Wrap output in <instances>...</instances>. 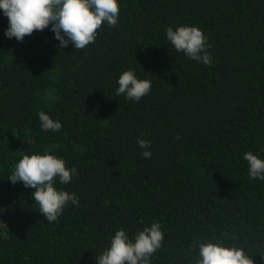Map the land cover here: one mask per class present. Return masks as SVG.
Masks as SVG:
<instances>
[{
    "label": "trees",
    "instance_id": "1",
    "mask_svg": "<svg viewBox=\"0 0 264 264\" xmlns=\"http://www.w3.org/2000/svg\"><path fill=\"white\" fill-rule=\"evenodd\" d=\"M198 26L204 65L177 53L165 27ZM0 11V264H95L114 231L152 221L164 239L152 264H189L194 240L227 233L264 264V0H120L115 27L85 49H58L45 28L4 36ZM132 68L152 80L139 102L115 95ZM58 119L45 132L37 113ZM151 141V158L136 140ZM48 151L78 174L79 197L48 223L31 188L7 178L23 154Z\"/></svg>",
    "mask_w": 264,
    "mask_h": 264
},
{
    "label": "clouds",
    "instance_id": "2",
    "mask_svg": "<svg viewBox=\"0 0 264 264\" xmlns=\"http://www.w3.org/2000/svg\"><path fill=\"white\" fill-rule=\"evenodd\" d=\"M0 11L7 18L4 36L17 42L31 35L34 30L48 28L56 41L57 48L71 45L72 49H85L94 43L97 30L115 27L119 21L120 0H0ZM165 38L177 53L189 60L209 65L212 63L208 36L196 25L181 24L165 27ZM115 95L126 100L139 102L151 92L152 80L141 78L128 68L116 79ZM43 131L58 132L61 122L44 111L37 113ZM140 155L151 158V141L140 137L136 140ZM247 162L250 179L264 181V156L251 151L243 154ZM78 174L77 168L68 167L66 161L54 153L23 154L14 164L8 180L33 189V201L39 213L48 223L56 222L63 210L71 204L79 207V197L58 185L72 182ZM164 239L162 225L152 221L134 234L125 228L114 231L107 246L100 251L95 264H152L153 254L161 247ZM195 251L189 264H253L245 248L231 241L227 233L201 237L193 241Z\"/></svg>",
    "mask_w": 264,
    "mask_h": 264
}]
</instances>
